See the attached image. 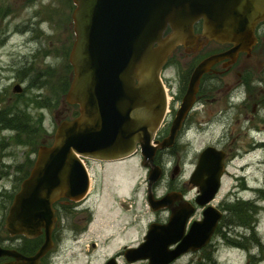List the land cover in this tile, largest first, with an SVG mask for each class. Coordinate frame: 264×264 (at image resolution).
Instances as JSON below:
<instances>
[{"label": "water", "instance_id": "95a60500", "mask_svg": "<svg viewBox=\"0 0 264 264\" xmlns=\"http://www.w3.org/2000/svg\"><path fill=\"white\" fill-rule=\"evenodd\" d=\"M72 1L75 40L69 62L73 78L66 100L78 105V115L62 121L53 144L39 147L34 168L22 182L6 219L11 234L32 236L40 225L46 226L42 219L52 222L55 200L79 199L86 193L89 176L78 156L109 161L127 157L139 146L144 159L152 162L157 147L170 145L181 128L195 101L201 75L225 57L234 61L239 52L249 55L256 42L255 28L264 21V0ZM199 20L201 37L232 47L207 57L195 68L169 138L161 143L153 141L166 111L161 68L178 45L198 42L194 24ZM167 27L171 32L164 35ZM159 174L158 169H151L150 178L156 179ZM149 200L152 204L151 197ZM217 218L212 215L194 225L183 238L181 250H169L175 237L170 238L167 233V238L152 226L145 242L132 251L133 259L148 258L149 264H168L180 252L200 248ZM49 245L47 239L33 257L16 258L22 259L21 264H37Z\"/></svg>", "mask_w": 264, "mask_h": 264}, {"label": "rangeland", "instance_id": "374dc122", "mask_svg": "<svg viewBox=\"0 0 264 264\" xmlns=\"http://www.w3.org/2000/svg\"><path fill=\"white\" fill-rule=\"evenodd\" d=\"M9 2L11 4L13 2L15 8L12 7V13L0 23L2 32L0 34V42H2L0 44V109H9V104L12 102L21 104L26 98L33 102L35 95H39L50 106L41 110H32V117L35 119L39 114L43 115V133L47 131L49 136L53 134L58 122L71 114V108L63 102V99L58 104L56 101L65 92L68 82L69 73L64 66L62 52L71 37L69 22L72 8L63 4L68 3V0H37L26 7L21 5L22 0H9ZM42 4L52 10L58 22L54 30L49 23L41 22L39 27L44 33L39 34L35 31L36 19H38L35 12ZM61 15L64 18H59ZM46 35L50 36L46 37ZM258 37L261 38V42L264 40V25L258 30ZM39 48H45L51 53L44 60L50 65L45 71L52 76L48 82V89L38 86L35 90L23 89L18 93L19 95L13 93L12 86L18 82L16 77L18 73L22 76L20 77L22 88L28 85L26 76H23L26 72H22L21 67L31 60ZM184 56L182 49L179 48L162 71L169 96L173 98L171 103L175 106L184 96L187 76L199 61V58L191 59L190 56ZM36 66L44 67L45 64L40 60V64L37 63ZM245 69V75L242 77L231 73L221 77H210L204 82L205 95L196 101L187 121L190 126L188 136L191 138L188 150L189 153L191 152L190 155L194 151L199 153L207 146L224 147L228 151L230 160L227 173L222 180L220 196L234 210L238 208L244 210L242 203H248L251 211H248V215H251L249 222L255 218L256 228L244 229L245 226L242 228L238 223L239 218L232 210L231 215H234L236 220L228 221V228L224 229L219 224L218 228L222 229L223 237L219 233L214 235L213 248L207 251L206 256H203L204 259H198L196 255L192 257L185 255L172 264H189V262L191 264H264V100L263 103L258 102V98L264 97V52L257 58L254 56L246 60ZM247 72L252 73L249 75L252 78L248 85L245 80ZM250 86L251 90H249ZM5 91L10 98L5 96ZM230 104L233 107L230 108ZM170 112L165 123L170 120L172 114ZM165 129L162 126L160 136L164 135ZM30 151L31 147L23 145L21 137L9 132L6 126H0V224L2 225L8 204L4 194L16 191L20 177L24 175L30 161L28 158ZM11 155L12 158H9ZM85 162L92 176V189L85 205L91 207L93 216L86 228H83L85 222L78 223L76 211L68 220L62 221L63 230H58L53 256L60 252L52 258L54 264H103L108 259L111 260L113 257L110 256L115 255L123 245L127 248H136L135 246L143 240L148 224L153 220L158 221L156 214H152L147 207V172L140 163L139 155L114 163L94 160H85ZM165 166L173 165L168 162ZM123 170L128 173L126 177L118 175V178H126L120 183L115 173H123ZM240 177L245 185H241ZM162 191L160 186L157 194H161ZM239 215L242 216V212ZM225 222L226 219L221 224ZM234 226L241 227L234 229ZM74 227L78 230L73 231L71 228ZM228 237L230 239H227ZM117 239L123 241L117 243ZM94 243L95 249L92 248ZM244 248L250 249L252 254L255 253V258L248 256V251ZM116 262L120 264L122 258H116Z\"/></svg>", "mask_w": 264, "mask_h": 264}, {"label": "flooded vegetation", "instance_id": "af4514ba", "mask_svg": "<svg viewBox=\"0 0 264 264\" xmlns=\"http://www.w3.org/2000/svg\"><path fill=\"white\" fill-rule=\"evenodd\" d=\"M260 39L261 38L258 39V43L256 45V50H255V53H259V54H261L264 51V43L261 44ZM229 48H230V46L217 45V46L211 47L209 49H206L204 51H201L200 53L199 52H195V53L189 52V54H185V57H188V55H190L192 58H196L199 56L202 59V58H204L210 54H213V53H219V52H222L225 50L227 51ZM188 50L190 51V48L184 49L185 52ZM243 59H245V57H243ZM229 60H230L229 58H225V59L219 61V63H217L214 67V69H215L214 72H210L209 74H204L202 76L201 84H200L202 86V88L200 87L202 93L198 94V98L205 95L206 89L203 86V84L210 77L211 78L217 77V76L221 77L224 75L231 74L233 72L239 77H242L245 74V72H244L245 71L244 70L245 69V63L242 60L241 54L238 55L236 62L234 64L228 66V69H226L223 72H219L220 69H218L217 67L219 65L223 66L224 64H227V62ZM237 68L239 71H237ZM182 83L184 84V82H182ZM188 118H189V115L186 118L184 123H186L188 121ZM172 119H173V117L171 115L170 120L167 123L170 124ZM182 133H180V135L179 134L177 135V138L175 141V143H176L178 140L177 144L175 145L174 148L168 149V152L174 154V156H175V159H174L175 171L178 173H182L183 179L174 180L173 179L174 175L171 174V177H170L171 179H169L168 181H169L171 190H173V192H177L180 196V199L174 203L173 207L176 208V210L180 209L181 215L187 213L186 215H188V218L186 220L185 225H186V228L188 229V227L191 225L192 222L197 221V220L202 218V216L204 215V212L207 209L206 205L200 206L199 197L197 198L199 192L203 191L208 197V195L213 191V188L215 187L217 174L220 173V171L222 172L223 168L226 169V171L224 173H227V165L229 163L230 157H229L228 151L224 147L219 148L220 151L217 150L218 152L215 153L217 155V157L215 158L212 166L209 169L208 177H207V175H204V177L200 180L198 178V176H195V172L197 171V170L195 171V168H196L197 163H198V154L193 155V158H188L186 160L185 159L183 160V158L185 156V152H186V146L181 144V139H184ZM160 153H162V152H160ZM219 156H221V157L219 158ZM223 164H224V166H223ZM206 179H207V181H206ZM204 199H206V197H203L202 201ZM60 204H62V205L60 206ZM55 207H56L55 213H56L57 219H56L55 226L52 230V239L54 242L53 245H55V240L57 239L58 230H62L61 228H59L61 223L59 221L58 216L60 217L61 221H65L71 217V214L73 212L76 211L78 223L82 224L85 222V225L83 226V228H86L87 227L86 225L91 220L90 211L87 209L82 210V211H77L76 210L77 205L75 202H70L68 200H60L59 202L56 203ZM219 209L225 213H228V215L230 214V212H228L229 209L226 208L225 204H223V203L219 204ZM165 213H166V217H168L172 213V210L168 209L165 211ZM158 219H159L158 222L160 221V223H164L166 221V220L161 219V218H158ZM72 230L75 231L78 229L74 227V228H72ZM74 236H76V234ZM26 239L27 238H23V237L16 238L15 243L9 242L6 244V246L15 247L16 249L19 248L21 253H23V254L28 253L26 255H31L34 252H36L38 250V248L43 244V242L45 240V231L43 230L42 233H40L35 238L36 240H34L33 242H31L30 240L28 241ZM52 251H53V248L49 252H47L44 256H42L41 262L43 264H54V262H52V258H53ZM56 256H54V257H56ZM119 257L122 258V262L120 264H128L126 261V255L123 251L117 252L111 260L108 259L103 264H119L116 262V258H119ZM5 260H7V258H5ZM113 261H115V262L112 263Z\"/></svg>", "mask_w": 264, "mask_h": 264}, {"label": "trees", "instance_id": "16d2710c", "mask_svg": "<svg viewBox=\"0 0 264 264\" xmlns=\"http://www.w3.org/2000/svg\"><path fill=\"white\" fill-rule=\"evenodd\" d=\"M49 9V8H48ZM50 10V9H49ZM69 46L66 48L65 56L67 57V51ZM67 70H71L68 62L66 61ZM51 75L47 73L45 70L37 71L35 72L31 78L36 81L35 84H41L45 80H51ZM34 84V83H33ZM68 83L66 82V87ZM59 98V97H58ZM57 98V99H58ZM22 107L28 106L32 100L29 99L28 103H25V100L22 101ZM33 105L39 102V98L35 97L33 101ZM21 104H18L16 102H12V104L9 106V109L1 108L0 109V126H7L8 128H17L20 130L23 143H27L30 146L34 147L37 143L39 132L38 130L34 129L30 124L31 117L26 112L25 109H22ZM32 106V105H31ZM22 109V110H21ZM245 222L249 221L244 218Z\"/></svg>", "mask_w": 264, "mask_h": 264}, {"label": "bare ground", "instance_id": "6f19581e", "mask_svg": "<svg viewBox=\"0 0 264 264\" xmlns=\"http://www.w3.org/2000/svg\"><path fill=\"white\" fill-rule=\"evenodd\" d=\"M123 190V189H122Z\"/></svg>", "mask_w": 264, "mask_h": 264}]
</instances>
